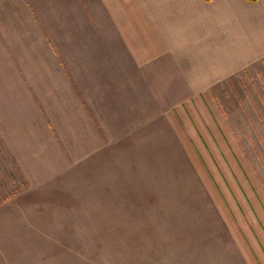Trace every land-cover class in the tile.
<instances>
[{"label":"rangeland","instance_id":"obj_1","mask_svg":"<svg viewBox=\"0 0 264 264\" xmlns=\"http://www.w3.org/2000/svg\"><path fill=\"white\" fill-rule=\"evenodd\" d=\"M79 29L0 23V264H214L215 204L264 224V116Z\"/></svg>","mask_w":264,"mask_h":264},{"label":"crops","instance_id":"obj_2","mask_svg":"<svg viewBox=\"0 0 264 264\" xmlns=\"http://www.w3.org/2000/svg\"><path fill=\"white\" fill-rule=\"evenodd\" d=\"M0 23L85 28L88 41H102L106 61L129 57L142 72L143 65L160 59L180 70L166 84L159 80L160 87L230 89L231 108L242 104L247 115L264 116V0H0ZM215 207L233 224L221 230L219 242L231 250L222 259L202 255L199 261L264 264V224L248 223L247 215L233 217L237 212L220 202Z\"/></svg>","mask_w":264,"mask_h":264},{"label":"trees","instance_id":"obj_3","mask_svg":"<svg viewBox=\"0 0 264 264\" xmlns=\"http://www.w3.org/2000/svg\"><path fill=\"white\" fill-rule=\"evenodd\" d=\"M246 1H249V2H254V1H256V0H246Z\"/></svg>","mask_w":264,"mask_h":264}]
</instances>
